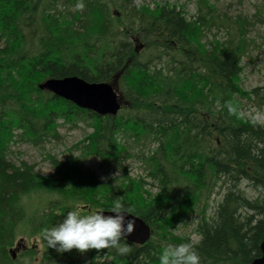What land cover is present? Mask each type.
I'll return each mask as SVG.
<instances>
[{"label": "trees", "instance_id": "trees-1", "mask_svg": "<svg viewBox=\"0 0 264 264\" xmlns=\"http://www.w3.org/2000/svg\"><path fill=\"white\" fill-rule=\"evenodd\" d=\"M191 3L192 13L178 0H0V264H160L165 246L189 240L200 264H249L259 256L264 122L242 108L252 99L264 105V89L240 84L249 23L222 15L210 0ZM71 75L112 82L117 114H96L38 86ZM75 121L91 132L65 159L47 156L55 177L8 159L12 145L39 146ZM90 157L122 173L102 181L86 167ZM130 158L145 176L129 175ZM212 195L220 199L209 212ZM117 199L152 230L144 244L123 238L127 254L111 247L57 252L43 241L41 232L69 206L86 213ZM194 214L198 239L177 236ZM22 235L40 237L37 262L33 247L16 258L8 252Z\"/></svg>", "mask_w": 264, "mask_h": 264}, {"label": "rangeland", "instance_id": "rangeland-1", "mask_svg": "<svg viewBox=\"0 0 264 264\" xmlns=\"http://www.w3.org/2000/svg\"><path fill=\"white\" fill-rule=\"evenodd\" d=\"M153 1L154 0H135L137 4L149 5H152ZM178 2L184 4L188 12H193L194 4L191 3V0H178ZM210 2L216 4L218 12L222 15L225 14L231 17L232 20L239 16L240 18H245L249 23L246 28L247 39L250 40V45L248 52L241 60L243 70L240 74V84L246 90L261 88L262 91L264 89V19L259 22L258 20L260 17L255 15L257 9H259L258 12L264 15V8H261V0H243L242 2L239 0H210ZM114 12L116 15L118 14L116 10H114ZM216 34L219 39H223L226 36L224 30ZM242 111L245 117L250 120H256L260 123L264 122V105L258 106L253 99L251 101H244ZM90 132V127L83 122H78L74 126L66 123L58 128L57 138L48 139L39 146H34L29 143L12 145L11 154L8 156V159L16 165H20L22 161L26 162L33 166L34 171L45 177L51 174V162L48 160L47 156L51 155L57 159H65L70 152L69 149H73V146ZM75 154H77V152H75ZM85 165L102 181L122 173V170L117 166L102 168L96 157L88 158ZM124 167H126V170L132 177L145 176V171L140 161L130 158L124 162ZM146 180L148 179L146 178ZM241 187L245 190L247 195H253V192L250 191L246 183H243ZM155 190L154 187H151V191ZM217 199H220L218 195L211 196L209 212H212L215 200ZM197 218L198 215L194 214L186 222L179 224L174 230L175 234L177 236H189L193 240H197V235L193 233ZM18 239L20 240L18 241ZM15 241L24 243V246L28 248V250L35 247L37 250L35 262L41 258L42 246L39 236L27 237L22 235L18 236ZM14 245L12 246V250L15 248ZM20 255L21 254H18V256ZM18 259L20 262H28V259L25 258L19 257Z\"/></svg>", "mask_w": 264, "mask_h": 264}, {"label": "clouds", "instance_id": "clouds-1", "mask_svg": "<svg viewBox=\"0 0 264 264\" xmlns=\"http://www.w3.org/2000/svg\"><path fill=\"white\" fill-rule=\"evenodd\" d=\"M78 3L77 7H82ZM103 179V178H102ZM132 211L123 201L114 200L107 209L94 207L86 213L80 206H69L63 217L41 232L48 247L57 252L75 248L83 252L89 248H113L119 255L129 252L127 242L122 239L132 231L133 220L127 214ZM160 264H200L195 241L168 244L159 253Z\"/></svg>", "mask_w": 264, "mask_h": 264}, {"label": "water", "instance_id": "water-1", "mask_svg": "<svg viewBox=\"0 0 264 264\" xmlns=\"http://www.w3.org/2000/svg\"><path fill=\"white\" fill-rule=\"evenodd\" d=\"M55 96L73 102L80 108L91 110L99 115H116L121 107L118 93L110 81L90 82L79 76L47 78L38 84ZM133 220L132 231L124 237L135 244H144L151 235L150 225L140 216L127 214ZM260 254L249 264H264V238L260 242ZM12 255L15 251L9 249Z\"/></svg>", "mask_w": 264, "mask_h": 264}, {"label": "flooded vegetation", "instance_id": "flooded-vegetation-1", "mask_svg": "<svg viewBox=\"0 0 264 264\" xmlns=\"http://www.w3.org/2000/svg\"><path fill=\"white\" fill-rule=\"evenodd\" d=\"M20 239H18V241H19ZM22 240V239H21ZM18 241L16 242L15 241V245H14V249H13V251H15V255L13 256L12 255V252H10V250H8V252L10 253V255L12 256V258H15L16 257V255L18 256V254H21L22 252H24V251H27L28 250V248H26L25 246H24V243H18ZM12 248V247H11ZM35 248V247H34ZM10 249V248H9ZM17 251V252H16Z\"/></svg>", "mask_w": 264, "mask_h": 264}, {"label": "bare ground", "instance_id": "bare-ground-1", "mask_svg": "<svg viewBox=\"0 0 264 264\" xmlns=\"http://www.w3.org/2000/svg\"><path fill=\"white\" fill-rule=\"evenodd\" d=\"M96 114H97V113H96ZM75 123L77 124L78 122H77V121H75ZM27 166H29V167H32V169H33V166H31L30 164H27ZM50 167H51V169H50V170H51V174H49V175H50V176H53V177H55V174H56V173H55V168L53 167V165H52V164H51V166H50ZM33 171H34V170H33ZM35 173H36V174H39V173H38V172H36V171H35ZM39 175H40V174H39ZM46 176H47V175H46Z\"/></svg>", "mask_w": 264, "mask_h": 264}]
</instances>
